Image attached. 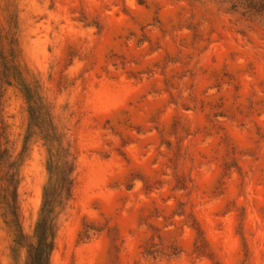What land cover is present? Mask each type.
Returning <instances> with one entry per match:
<instances>
[{
  "label": "rangeland",
  "instance_id": "1",
  "mask_svg": "<svg viewBox=\"0 0 264 264\" xmlns=\"http://www.w3.org/2000/svg\"><path fill=\"white\" fill-rule=\"evenodd\" d=\"M44 215L47 264H264V0H0V264Z\"/></svg>",
  "mask_w": 264,
  "mask_h": 264
},
{
  "label": "trees",
  "instance_id": "2",
  "mask_svg": "<svg viewBox=\"0 0 264 264\" xmlns=\"http://www.w3.org/2000/svg\"><path fill=\"white\" fill-rule=\"evenodd\" d=\"M6 160V156H5ZM4 179L6 180L7 190L10 188V179L7 177V172L4 174ZM12 179V178H11ZM8 182V183H7ZM48 206L49 203H48ZM48 209L46 212H50ZM47 215H44L37 225V233L38 238L36 242L31 243L29 245V260L27 264H47L50 251L52 249V239L48 234V226H47Z\"/></svg>",
  "mask_w": 264,
  "mask_h": 264
}]
</instances>
